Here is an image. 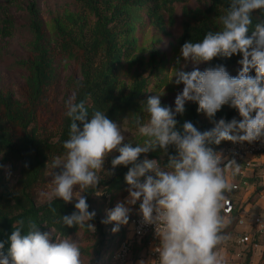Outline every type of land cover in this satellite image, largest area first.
Wrapping results in <instances>:
<instances>
[{"label": "clouds", "instance_id": "clouds-1", "mask_svg": "<svg viewBox=\"0 0 264 264\" xmlns=\"http://www.w3.org/2000/svg\"><path fill=\"white\" fill-rule=\"evenodd\" d=\"M260 9H264V0H230L218 18V30L208 31L200 42L189 40L182 45L185 61L201 64L240 54L238 63L242 67L235 77L223 65L190 72L182 67L170 69V82L183 84L182 93L175 98L174 111L162 106L163 93L149 96L142 103L147 118L136 116L133 123L145 138L143 144L133 147L131 141L125 143V131L105 111L94 110L89 115L85 101L76 102L75 94L68 99L65 115L71 123L69 138L63 143L65 153L52 160V179L48 190L40 193L54 215V198L65 203L75 199V211L58 222L95 232L91 221L96 212L89 211L82 193L94 189L96 196L103 194L98 185L104 161L118 152L111 160L112 170L106 174L113 175L118 166L128 167V197L107 210V219L102 222L114 223L112 232H119L122 225L129 224L132 206L139 202L142 225L154 226L158 238V256L147 264H223L217 247L226 239L223 229L229 220L221 212L225 193L232 188L231 165L236 162L230 161L226 171L221 166V154L207 145L222 141L251 143L264 138V20L253 21V13ZM252 70L255 76L250 75ZM186 101L197 103V112L205 114L214 126L200 131L185 121L182 131L178 130L176 116L184 114ZM226 104L238 111L239 121L214 119ZM170 146H174L176 155H168L163 167L158 160L148 158L150 152L167 155ZM16 223L19 226L7 239L0 240V264H83L81 248L73 239L55 235L52 228L40 232L31 217L27 223L24 219ZM138 264L146 262L140 260Z\"/></svg>", "mask_w": 264, "mask_h": 264}, {"label": "trees", "instance_id": "trees-1", "mask_svg": "<svg viewBox=\"0 0 264 264\" xmlns=\"http://www.w3.org/2000/svg\"><path fill=\"white\" fill-rule=\"evenodd\" d=\"M77 11L51 13L46 22L42 18L37 1L28 6V31L31 35L30 53L20 61V66L27 72L24 86L21 88L22 101L15 98L11 90L0 80V158L2 163H16L23 168L27 181L24 189L17 194H0V240H6L15 227L16 221L29 217L38 225L40 232L55 229V235L70 238L80 231L90 233L86 227H67L61 221L63 215L75 211L74 204L58 199L51 201L57 209L54 215L49 203L37 205L30 197L29 188L39 182L48 165L57 157H63V143L69 138L71 120L65 115L67 98L60 102L62 77L58 71L61 59L74 60L80 69V77L70 78L66 86L76 95V102L85 101L89 115L94 110L105 111L109 119L120 123L128 121L131 128L137 129L133 123L136 116L144 119L147 113L142 111V103L146 102L151 81L144 78L159 79L158 71L166 67V58L159 51L150 52V60L143 58L138 31L146 27V23L156 30L167 34L169 26L179 27L175 48L191 40L200 42L208 31L219 28L218 18L224 14L230 0H210L206 6L191 7L188 0H75ZM145 17V20H144ZM264 20V9L253 13L254 23ZM146 22V23H145ZM12 25L5 21L4 36L11 34ZM250 35V33H249ZM242 58L234 54L230 58L217 57L207 64L223 65L226 70L235 68ZM127 67V72L123 70ZM132 73L127 79V74ZM162 86L158 80L153 87ZM198 108V107H197ZM197 108L185 110L177 115V129L182 131L185 121H190L200 131L211 129L214 125ZM233 118L241 119L236 109L230 105L222 106L216 113L215 120ZM47 122V123H44ZM57 125L55 134L48 129V123ZM232 144L222 141L219 145L209 144L214 152ZM149 159L158 160L161 167L167 163L168 155H176L174 146H170L168 154L162 151L150 152ZM144 156L142 154L141 159ZM27 165V166H25ZM128 167L118 166L114 174L102 183L104 192L110 201L118 193L128 194L125 175ZM3 167H0V181ZM94 189L84 193L89 211L96 216L91 221L95 225L94 235L98 236L95 253L98 258L107 248L118 249L123 234L118 239L111 237L113 225L103 223L105 220L103 207L95 202ZM238 217L230 218L225 231L238 224ZM26 230V229H25ZM7 244L5 245V251ZM218 249V247H217ZM253 252H246L243 264H253ZM114 263V261H113ZM115 264V263H114ZM255 264H264V248L260 259Z\"/></svg>", "mask_w": 264, "mask_h": 264}, {"label": "rangeland", "instance_id": "rangeland-1", "mask_svg": "<svg viewBox=\"0 0 264 264\" xmlns=\"http://www.w3.org/2000/svg\"><path fill=\"white\" fill-rule=\"evenodd\" d=\"M32 1H37L42 18L46 22L49 20L51 13H63L68 10L77 11L78 8L75 0H0V80L11 90L14 97L21 101V88L25 84L27 72L20 66L19 62L26 59L30 53L31 35L27 26L29 20L28 6ZM209 1L210 0H188V4L193 8L198 6L204 7ZM5 21H10L12 25V30L10 31L11 34L9 36H4L3 33ZM178 36V26H169L168 33L164 34L150 26L148 23H146V27L144 29L141 27L137 33V37L139 39L138 44L146 62L150 60V52L153 50L159 51L160 54L166 58V67L159 70L157 73L158 76H160L159 79L150 78L149 71L144 74V78H148V80L152 82L149 87L148 95L152 96L163 93L160 97L162 106H169L173 109V111L175 109V98L179 93H182L183 84L176 85L171 83L170 79L172 73L169 70L173 67H182L183 70L190 72L195 68L203 71L206 68L213 67L207 63L194 64L190 60L185 61L182 57L181 49L175 48L174 46L175 40ZM241 67L242 66L238 64L235 68L228 69L227 71L231 76L235 77L238 75ZM58 71L61 74L63 84L60 90L59 100L62 102L64 98H67L68 100L73 95V92L67 88L66 83L70 78H79L80 69L74 60L66 58L61 59L58 62ZM126 72L127 67L123 70V74ZM131 74L132 73L127 74V79L130 78ZM250 75L255 76V71L252 70ZM158 80L161 81L162 86L158 87L157 85L155 89L153 85ZM194 107L197 108L198 104L186 101L185 110ZM44 123L47 122L44 121ZM118 124H120L122 130L125 131L123 133L125 136V143L131 141L133 147L136 146V143L143 144L145 138L139 134L138 129L131 128L128 121H123ZM57 125H59L57 122L55 124L48 123V129H50V132L55 134ZM118 155V152H113L106 157L103 165L104 171L101 173L103 178L98 185V189L100 191L103 189L102 183L110 177L106 173L112 170L111 160ZM1 161L2 159L0 158V162ZM2 165L3 172L2 180L0 181V194L9 195L20 193L24 189V185L27 184L23 175L22 166L16 163H3ZM49 171L50 165H48L43 178L39 182L32 184L29 188L28 192L30 197L37 205L49 203L40 195L42 191L48 190V183L52 179V176L49 175ZM76 190L78 189H74V191ZM102 193L103 194L100 196H95V202L97 205L103 207L104 217L106 220L107 210L114 208L118 202H123L128 197V194L126 193L125 195H122V193H118L115 199L110 201V196L106 195L104 192ZM82 194L84 195V193ZM58 199L54 198L52 201ZM75 202L76 201L74 199L71 203ZM138 210L139 202L132 206L130 217L136 214ZM108 224H112L113 227L115 226L114 223ZM235 226L233 229L231 228L226 231L225 228L223 229V235L226 239L218 245L217 249L219 256L222 257L223 264H243L246 259V252L249 251L247 247H242L236 243L237 235L234 233ZM123 230V225L117 233H113L111 230L110 236L115 238L116 243L123 234ZM70 239L77 242L81 248L83 264H114L110 255L113 248L109 247L107 250H104L100 258L96 256L95 249L98 242V236L94 235L92 232L84 233L83 231H80L76 235L71 236ZM238 255H241V257L238 258ZM253 264H255V262H253Z\"/></svg>", "mask_w": 264, "mask_h": 264}, {"label": "crops", "instance_id": "crops-1", "mask_svg": "<svg viewBox=\"0 0 264 264\" xmlns=\"http://www.w3.org/2000/svg\"><path fill=\"white\" fill-rule=\"evenodd\" d=\"M236 167L239 171H235ZM225 169L228 171L229 165H225ZM231 169L234 172L229 175L232 188L225 193V197L232 202L234 212L226 216L222 209L221 214L228 220L238 217V224L234 228L236 243L251 249L253 262L257 263L264 248V153L247 162H236ZM235 186L237 189H234ZM241 240L245 242L241 243Z\"/></svg>", "mask_w": 264, "mask_h": 264}, {"label": "built area", "instance_id": "built-area-1", "mask_svg": "<svg viewBox=\"0 0 264 264\" xmlns=\"http://www.w3.org/2000/svg\"><path fill=\"white\" fill-rule=\"evenodd\" d=\"M217 153L222 156V166L229 165L233 160L247 162L264 153V138L251 143H232ZM234 189H237V186ZM233 212L232 202L226 199L224 215L230 216ZM141 220L142 217L138 211L130 217L128 225H123L124 237L113 255L115 264H138L140 260H144L147 264L148 261L157 258L155 248L158 245V238L154 235V226L142 225ZM244 242L241 240V243Z\"/></svg>", "mask_w": 264, "mask_h": 264}]
</instances>
